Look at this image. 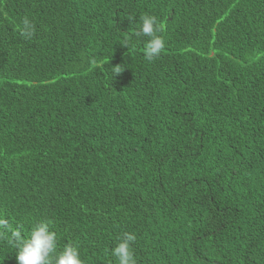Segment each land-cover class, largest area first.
I'll return each instance as SVG.
<instances>
[{"label": "trees", "instance_id": "1", "mask_svg": "<svg viewBox=\"0 0 264 264\" xmlns=\"http://www.w3.org/2000/svg\"><path fill=\"white\" fill-rule=\"evenodd\" d=\"M0 217L84 264L126 232L137 264H264V0H0Z\"/></svg>", "mask_w": 264, "mask_h": 264}, {"label": "clouds", "instance_id": "2", "mask_svg": "<svg viewBox=\"0 0 264 264\" xmlns=\"http://www.w3.org/2000/svg\"><path fill=\"white\" fill-rule=\"evenodd\" d=\"M140 31L136 35L149 37L144 48V56L149 61L159 57L165 49V40L158 33L162 32L165 25L157 20L155 16H141ZM35 25L26 18L21 25V34L30 38L34 35ZM115 75L122 70L120 66L114 67ZM9 239L16 249L15 259L17 264H84L80 258L78 246L66 245L61 251L57 250L56 233L49 230V224L41 221L35 224L30 234L24 237L22 228H13L6 218L0 217V236ZM136 241L133 233H124L123 237L111 249V255L118 264H137L132 244Z\"/></svg>", "mask_w": 264, "mask_h": 264}]
</instances>
